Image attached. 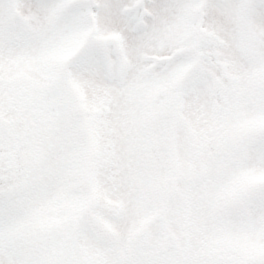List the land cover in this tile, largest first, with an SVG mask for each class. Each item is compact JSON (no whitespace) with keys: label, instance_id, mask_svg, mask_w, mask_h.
<instances>
[{"label":"snow or ice","instance_id":"6c2138e0","mask_svg":"<svg viewBox=\"0 0 264 264\" xmlns=\"http://www.w3.org/2000/svg\"><path fill=\"white\" fill-rule=\"evenodd\" d=\"M0 264H264V0H0Z\"/></svg>","mask_w":264,"mask_h":264}]
</instances>
